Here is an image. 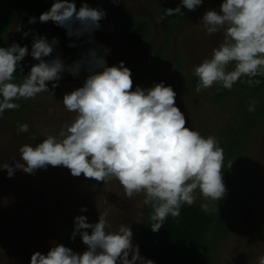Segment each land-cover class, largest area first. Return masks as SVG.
I'll use <instances>...</instances> for the list:
<instances>
[{"label":"clouds","instance_id":"obj_1","mask_svg":"<svg viewBox=\"0 0 264 264\" xmlns=\"http://www.w3.org/2000/svg\"><path fill=\"white\" fill-rule=\"evenodd\" d=\"M121 2L111 0L116 6ZM203 4L204 0H180L175 8L164 9L160 19L184 16L182 9L195 11ZM106 16L102 7H92L87 0H81L79 8L75 0H53L39 15L40 23L52 22L68 38H75L67 47H80L76 41L81 38L92 45L71 63L56 52L58 37L49 40L32 29L22 32L24 39L31 35L30 51L28 45L17 42L0 46V118L6 111L19 110L21 99H35L44 92L53 95L65 73L82 81L62 96L72 118L54 134L44 129L37 143L21 144L19 159H11V165L8 161L0 164V170L13 178L16 171L31 175L49 166H63L74 177L83 175L97 183L116 180L127 200L143 196V204L151 208L150 229L157 233L169 216L179 218L183 205L196 202L197 191L205 201L201 209L214 210L211 202H219L227 193L224 150L215 136L205 137L186 126L171 85L160 81L134 87L131 69L124 61L108 64L111 49L94 36L102 30L100 22ZM200 21L206 35L222 32L223 39L193 67L198 78L195 91L214 85L230 91L237 82L259 86L262 81L256 77H264V0H222L218 9H205ZM36 22V16L28 20L29 24ZM29 55L37 63L24 74L22 62ZM17 72L22 77L19 82L14 79ZM258 103L250 98L247 111L255 112ZM16 128L18 134L29 132L27 123L17 122ZM78 211L86 213L88 208L81 206ZM107 216V212L99 214L97 222H88L86 215L74 217L69 239L75 241L79 235L84 251L53 240L46 254L32 253L30 264H155L133 243L131 225L121 223L113 230ZM257 264H264V252L258 255Z\"/></svg>","mask_w":264,"mask_h":264},{"label":"rangeland","instance_id":"obj_2","mask_svg":"<svg viewBox=\"0 0 264 264\" xmlns=\"http://www.w3.org/2000/svg\"><path fill=\"white\" fill-rule=\"evenodd\" d=\"M45 2L49 9L53 0ZM75 2L79 8L81 0ZM87 2L92 7H102L107 13L106 19L100 22L102 30L95 32L94 36L97 42L111 49L106 57L108 64L111 66L124 61L125 66L131 69L134 87H150L160 81L171 85L177 93L176 104L185 114L186 126L198 130L205 137L215 136L224 150L226 195L219 202H211L210 208L214 209L211 212L201 209L200 205L205 201L199 191L195 193L196 202L191 206L185 205L202 210L213 220L200 248L198 262L194 264H257L258 255L264 252V119L252 135L239 140L242 152L236 155L237 169L230 170L226 167L229 146L235 143L234 135H243L241 130L246 122H250L248 119L256 121L255 112L248 113L249 100L244 98L245 92L240 82L230 91L214 85L199 93L189 82L192 78L198 79L193 75V67L209 56L212 48L223 39L222 32L206 35L200 21L205 9H218L222 0H204V4L195 11L182 9L184 16L176 15L163 20L160 19L163 10L175 8L180 0H122L119 6L111 3V0ZM1 3L0 16H9L10 30L0 39V46L7 47L17 42L21 46L28 45L30 51L31 35L27 39L22 38V32L29 29L46 35L49 40L58 37L60 43L56 52L62 55L66 63L79 58L81 52L92 46L83 43L81 38L76 41L80 47L69 48L68 43L75 38H68L63 28L48 22L43 23L44 29L39 32L23 23L17 9ZM127 23L140 25L149 31V42L136 50L124 47L121 35ZM164 27L165 31L175 29L173 37L167 35ZM165 50L166 67L160 71L153 70V63ZM178 55L182 57L176 60ZM174 59L182 65L181 69L178 63L172 62ZM34 63L37 61L30 55L25 58L22 62L24 74ZM144 64L153 72L151 77L141 82L139 79L142 78ZM232 67L230 65L229 70ZM176 74L181 78L174 81ZM20 78L21 74L17 72L15 81L19 82ZM81 82V79H74L65 73L53 95L44 92L35 99H21L17 101L19 110L4 113L0 118V164L7 161L10 165L14 164L11 159H19L18 148L21 144L37 143L42 139L44 129L54 134L64 121L72 118L74 114L64 108L62 96L64 92L80 86ZM245 86L247 90H253V87ZM49 88L51 91V85ZM217 96L221 97L216 102L214 99ZM17 122L27 123L29 132L18 134ZM81 206H86L88 212L80 213L78 209ZM147 211L143 196L127 200L116 180L97 183L83 175L74 177L63 166H49L31 175L16 171L13 178L7 177L6 170H0V264H30L32 253L40 251L46 254L53 240L74 251H84L86 246L79 235L75 239L78 243L69 239L74 217L86 215L88 222H97L99 214L104 212L108 213L107 219L113 230L121 223L131 225L133 243L139 245L140 254L144 256L140 232Z\"/></svg>","mask_w":264,"mask_h":264},{"label":"trees","instance_id":"obj_3","mask_svg":"<svg viewBox=\"0 0 264 264\" xmlns=\"http://www.w3.org/2000/svg\"><path fill=\"white\" fill-rule=\"evenodd\" d=\"M0 2H2V5H11L17 9L21 13V19L26 26L36 28L39 32L44 29V25L39 22L38 17L42 12L48 10V5H45L47 4L45 0H0ZM32 16L37 17V22L29 24L28 20ZM9 24L10 20L8 15L0 16V39L4 38L7 32H9ZM165 32L168 36L173 37L175 29L174 31L169 30ZM148 33L150 32L140 25L135 26L134 24L127 23L123 28L122 35L124 41L122 42L121 35V43L128 49L136 50L149 42L147 38ZM167 48L165 49L167 50ZM166 50L163 55L161 54L153 63V70L160 71L166 67V63L164 62ZM179 56L182 57V55H178L175 59L177 60ZM175 59L172 62L178 63ZM181 67L182 65L179 64L180 69ZM142 70V78L139 79L141 82H143L146 77H151L153 72L151 68L145 64L142 67ZM180 78L181 77L176 74V77L173 80H179ZM256 79H260L262 83L259 86H254L253 90H247L245 84L240 82V86L245 92L244 98L248 100L250 98H256L259 103L256 105L255 113H253L256 121L252 122L251 119H248L250 122H246L245 128L241 130V134L243 135H234L233 138L235 143H232V145L229 146V160L226 162L228 163L226 167H229L230 170L236 171L237 169L235 166L237 164L235 161V159H237L236 155L242 152L239 140L252 135L258 127L259 122L264 119V77H256ZM197 80L198 79L196 78H192V81L189 82L196 86ZM226 92L227 91H225L224 96ZM220 97L221 96H217L214 101L217 102V99ZM252 127H255V129H249ZM233 147L236 150H234ZM150 213L151 208L148 207L140 232L141 249L144 257L152 259L155 264H194L195 262H198L200 248H202V243L209 234L213 220L211 221V218H209L202 210L183 205L179 218L169 216L160 231L153 233L150 229ZM74 243H78V241L75 240Z\"/></svg>","mask_w":264,"mask_h":264}]
</instances>
